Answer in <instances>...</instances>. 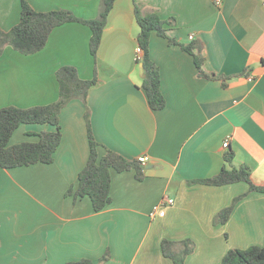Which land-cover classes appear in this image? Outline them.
Segmentation results:
<instances>
[{"label": "crops", "instance_id": "0c3cea01", "mask_svg": "<svg viewBox=\"0 0 264 264\" xmlns=\"http://www.w3.org/2000/svg\"><path fill=\"white\" fill-rule=\"evenodd\" d=\"M26 1L36 11L68 9L84 19L100 8V0ZM134 2L174 19L164 25L168 38L201 47L199 71L191 54L151 34L149 56L165 100L160 110L150 108L141 87ZM20 5L0 0V29L18 22ZM90 34L87 25L67 22L35 53L5 46L0 108L56 101L61 66L75 67L82 79L96 76L87 106L98 156L106 148L129 160L146 155L143 178L134 169L111 170L110 202L100 211L88 196H73L89 142L85 105L70 100L59 113L52 162L0 166V264H174L162 254L164 238L175 250L182 240L193 242L184 264H219L229 248L263 245L264 192L249 191L243 181L199 180L216 175L232 151V165H246L252 181L264 186V0H115L95 57ZM53 130L22 123L8 143L36 141L39 132ZM228 207L227 220L216 223ZM105 252L108 259L99 263Z\"/></svg>", "mask_w": 264, "mask_h": 264}, {"label": "trees", "instance_id": "16d2710c", "mask_svg": "<svg viewBox=\"0 0 264 264\" xmlns=\"http://www.w3.org/2000/svg\"><path fill=\"white\" fill-rule=\"evenodd\" d=\"M115 0H100V8L96 17L84 19L76 16L68 9H54L49 11H36L26 0H21L20 17L16 24L8 30L0 29V55L5 46H11L22 54H32L42 49L50 32L57 26L67 22L85 24L90 29L89 52L95 57L96 51L102 39L108 15ZM134 18L139 26L137 34L138 47L141 52L136 63L142 66L141 87L146 94L148 104L153 110H160L165 106L164 97L160 91V76L158 66L150 59L149 42L153 32L168 39L171 44H178L183 50L192 55L196 67L200 71L203 58L200 54L201 47L194 41L184 44L165 34V24H173L174 19L163 20L153 10H145L142 4L134 2ZM196 50V51H195ZM212 77H216L213 75ZM58 81V98L56 101L35 105L27 108L16 106H4L0 108V166L13 168L27 166L34 163H50L53 160V152L61 140L59 125V113L61 109L72 99H80L85 105L84 117L87 123V135L89 142V156L84 167L78 173V181L73 196H88L94 211L102 210L110 202V172L135 170L137 179L143 178V166L136 160L124 158L117 152L106 148L102 156H98L97 148L100 145L94 138L90 123L87 95L90 88L97 83L94 76L91 79L79 77L77 69L70 65H64L56 70ZM22 123L49 124L55 127L53 131H41L36 136V141H22L10 145L9 139L14 130ZM233 153H224V165L214 176L199 180L200 183L209 185H225L235 182H246L249 191L264 192V186L255 184L251 179L250 169L246 165H232ZM72 189L67 190L71 193ZM231 211V207L225 208L215 216L216 223H224ZM179 249L175 250V242L166 238L161 240L162 254L174 264H184L186 255L192 252L193 242L182 240L178 242ZM109 257L105 252L99 263ZM65 264H92L88 259L67 262ZM219 264H264L263 245H250L246 248H229Z\"/></svg>", "mask_w": 264, "mask_h": 264}, {"label": "built area", "instance_id": "2783aa9c", "mask_svg": "<svg viewBox=\"0 0 264 264\" xmlns=\"http://www.w3.org/2000/svg\"><path fill=\"white\" fill-rule=\"evenodd\" d=\"M140 55H141V52H140V50H139V47H138V50H137V52H136V55H135V59H137V58H140ZM228 145V143H227V141H225L224 143H223V147H226ZM137 160L141 163V164H145L146 162H147V160H148V157L146 156V155H140V156H138L137 157ZM165 202H167V203H171L172 202V199H166V200H164Z\"/></svg>", "mask_w": 264, "mask_h": 264}, {"label": "water", "instance_id": "95a60500", "mask_svg": "<svg viewBox=\"0 0 264 264\" xmlns=\"http://www.w3.org/2000/svg\"><path fill=\"white\" fill-rule=\"evenodd\" d=\"M140 71H142V66H141V64H140Z\"/></svg>", "mask_w": 264, "mask_h": 264}]
</instances>
